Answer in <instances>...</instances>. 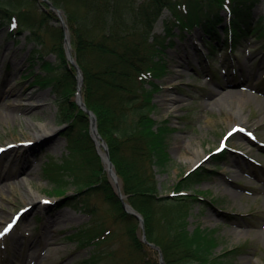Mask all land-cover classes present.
Listing matches in <instances>:
<instances>
[{"label":"rangeland","instance_id":"obj_1","mask_svg":"<svg viewBox=\"0 0 264 264\" xmlns=\"http://www.w3.org/2000/svg\"><path fill=\"white\" fill-rule=\"evenodd\" d=\"M24 8L37 17L40 0ZM251 12L253 18H258L264 12V0H254ZM220 14L226 17L224 9ZM169 16L170 11L165 8L155 21L153 32L163 33ZM59 25L56 19L47 22L53 29ZM224 29L223 23L221 36ZM30 31L22 28L9 34L6 25L0 26V227L18 213L12 229L0 241V264H23L50 214L55 215L51 243L44 247L40 242L37 248L38 257L45 260L28 258L31 264H87L84 259L91 252L90 247L77 245L69 236L88 222L90 207L100 221L98 225L117 232L116 237L110 238L111 249L117 250L118 258L124 257L128 252L124 226L119 223L115 227L113 211L102 192L88 186L78 190L68 184L65 197L52 193L53 185L44 168L48 160L59 161L69 153L63 135L67 126L61 121L60 93L28 75L33 72L45 76L44 61L51 63V73L61 75L64 69L52 46L58 40L39 31V36L31 39ZM201 35L199 28L183 34L176 30L165 49L170 70L156 80L159 90L152 116L157 121L168 118L174 128L168 139L170 163L166 170L154 169L157 189L160 196L172 194L180 177L193 165L207 168L210 177L192 189L195 198L189 203L186 228L192 231L198 226L212 231L218 242L216 255L236 250L222 257L225 264H264L263 40L249 35L241 38L232 53L219 48L211 55ZM34 48L41 53L31 57ZM66 63L69 64L67 60ZM66 79L74 88L75 80ZM238 98L243 102L240 117L233 114ZM13 101L19 105L14 110L8 107ZM233 123L254 132L255 138L240 130L226 135ZM40 124L52 128V134L29 140L33 132L42 133ZM223 138L227 154L216 165L210 158ZM85 152L90 154L88 149ZM8 159L11 161L6 164ZM30 196L35 198L34 204L27 202ZM69 199L78 203L65 204ZM83 200L85 204H79ZM106 261L101 259L98 264Z\"/></svg>","mask_w":264,"mask_h":264},{"label":"trees","instance_id":"obj_2","mask_svg":"<svg viewBox=\"0 0 264 264\" xmlns=\"http://www.w3.org/2000/svg\"><path fill=\"white\" fill-rule=\"evenodd\" d=\"M37 1L0 0V17L15 13L21 24L31 30V37L37 38L39 31L58 40L54 48L66 69L62 75L73 78L75 67L66 64L62 45L63 29L47 26L48 20L54 17L53 11L43 1L45 8L39 10L37 17L24 8L34 6ZM50 1L64 13L71 51L83 76V101L95 114L97 131L107 143L121 192L143 217L147 240L160 246L165 264H225L222 257L236 250L216 255L214 248L218 242L212 231L198 226L192 231L186 228L189 203L195 198L192 189L210 177L207 168L200 166L180 177L174 191H184V194L159 195L154 169L166 170L170 163L168 139L174 128L168 118L162 121L153 118L156 110L153 100L159 90L156 80L170 70L165 49L175 28L191 31L199 27L205 36L215 38L223 21L219 11L228 5L233 14L231 31L236 36L239 22L251 18L254 0ZM165 8L171 13L164 21L165 32H153L154 23ZM43 68L49 71V62ZM34 77L35 82L60 91L61 121L67 123L63 135L69 153L59 161H47L44 168L53 185L52 193L65 194L68 184L78 190L88 186L102 192L113 211L115 227L119 223L124 226L128 252L118 258L110 241L117 232L98 225L100 221L90 207L89 223L73 233L76 243L91 246L85 262L98 264L106 259L100 264H158L157 251L141 240L137 219L123 210L102 168L88 134L87 114L69 98L74 90L71 83L52 74ZM87 149L90 154L85 152ZM225 153L226 150L213 154L212 163L221 162ZM73 202L78 203L73 199L67 201Z\"/></svg>","mask_w":264,"mask_h":264},{"label":"bare ground","instance_id":"obj_3","mask_svg":"<svg viewBox=\"0 0 264 264\" xmlns=\"http://www.w3.org/2000/svg\"><path fill=\"white\" fill-rule=\"evenodd\" d=\"M0 90H1V88H0ZM36 97L39 98V95H36ZM222 100H223V99H220L219 101H222ZM242 104H243V102H242L241 98H238V99H237V105H236L235 109L233 110V111H234V112H233L234 115H237V116H239V117L242 115V112H241V109H240V106H242ZM35 105H36V104H35ZM17 106H19V105H18V103L15 102V101H13V102H11L10 104H8L9 109H12V110L16 109ZM29 106H33V105L30 104ZM6 114H9V113H6ZM244 117H245V116H243V118H244ZM235 124H236V123H235ZM39 128H40V131H42V133H40V132H38V131L33 132V133H32V137H28L29 140H31V139L33 138L34 141H36L37 139L44 138V137H41L42 135H46V137H48L49 133H51V132L53 131L52 128L47 127L45 124H40V125H39ZM51 134H52V133H51ZM95 140H96V142H97V149L99 150V152H100L102 155H104V151H103V149H102V144L100 143V140H99L97 137H95ZM38 141H39V140H38ZM9 161H11V159H8L7 162H6V164H7ZM27 161L29 162V160H27ZM195 161H196V160H194V162H195ZM27 165H29V164H27ZM34 199H35V198H34ZM34 199L32 198V196H30V197L28 198V201H27V202H28L29 204H34ZM54 217H55V215H52V214H50V215L48 216V218H47V220H46L45 227H44V229L42 230V233H40V236L38 237V240L36 241V243L33 244V247L31 248L32 251H29V252H28V257H27L26 260L23 262V264H31V261H32L33 258H34L35 260H38V261H43V260H45L44 257H43V259L40 258V257H42V256H40V255H39L40 257H38V254H37V248H38V245H39L40 242L43 243V246H44V247L47 246V245H49V244L51 243V242H50V237H52V236H50V235H51V233H52V231H53V230L51 229V223L55 221ZM49 236H50V237H49ZM28 258H31V261H30Z\"/></svg>","mask_w":264,"mask_h":264},{"label":"water","instance_id":"obj_4","mask_svg":"<svg viewBox=\"0 0 264 264\" xmlns=\"http://www.w3.org/2000/svg\"><path fill=\"white\" fill-rule=\"evenodd\" d=\"M45 1L48 2L49 5L52 8H54V6L48 0H45ZM54 9L56 10V13L59 15V17L61 19V24H62L63 28L66 29V25H65V23H64V21H63V19L61 17L60 10L57 9V8H54ZM64 40H65V43H66V46H67V57L74 64L73 59H72V57L69 54V50H68V47H69L68 46V40L66 38H64ZM77 76H78V78L81 79V74H80V71H79L78 68H77ZM76 102L78 103V105L82 109H84L88 113V117H89V132L92 135L93 139H94V136H93L94 134L97 135L100 138V136L97 134V130H96V118H95V115L93 114V112H91L89 109H87L85 107V105H84V103H83V101H82V99L80 97V94H77L76 95ZM94 141H95V144H97L96 140H94ZM101 143H102V146L104 148V153H105V156L104 157L101 156V158H102V160H104L106 162V164H107L106 169H107V172H108L109 176L114 181L115 188H116V193L122 199L123 195L120 193L119 184L116 181V175H115V172L113 170V164H112V162H111V160L109 158L107 145H106V143L103 140H101ZM122 205H123L124 209L127 212L135 215L139 219V223H140V225L142 227V225H143V223H142V217L139 215V213L131 205H129L128 203H126L125 201H123V199H122ZM142 239L144 241H146V239L144 237V233H142ZM150 245L153 246V247H155L159 251V264H164V262H163V256H162V253H161V250H160L159 246L154 245L152 243H150Z\"/></svg>","mask_w":264,"mask_h":264},{"label":"snow or ice","instance_id":"obj_5","mask_svg":"<svg viewBox=\"0 0 264 264\" xmlns=\"http://www.w3.org/2000/svg\"><path fill=\"white\" fill-rule=\"evenodd\" d=\"M15 26H16L15 23H13V24H12V27L14 28ZM9 227H10V226H9ZM5 231H7V229H5Z\"/></svg>","mask_w":264,"mask_h":264}]
</instances>
